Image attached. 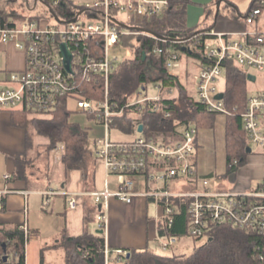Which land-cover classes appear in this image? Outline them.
Listing matches in <instances>:
<instances>
[{
	"label": "built area",
	"instance_id": "built-area-1",
	"mask_svg": "<svg viewBox=\"0 0 264 264\" xmlns=\"http://www.w3.org/2000/svg\"><path fill=\"white\" fill-rule=\"evenodd\" d=\"M57 2L53 0L52 5ZM169 6V0H96L81 9L72 8L76 12L72 19L57 20L53 26L39 27L37 22L29 21L14 27L0 19V43L13 41L25 55L24 69L11 72L10 85H0V110L51 115L62 102L66 104L70 100L77 110L93 116L103 126V136L96 139V155L104 165L106 178L103 190L90 193L100 205L97 221L102 231L106 230L108 199L115 197L131 203L138 194L135 191L138 176H143L147 184L176 178L191 183L195 179L191 159L196 151L197 128L193 123L186 124L180 139L169 144L151 138L131 142H116L110 138V129L125 109L142 110L148 106L156 111L158 105L153 102L172 98L174 93L173 88L168 87L161 94L149 96L143 89L123 105L113 100L111 83L117 71V58L110 57L109 49L119 45L122 35H132L138 42L152 39L154 46L149 53H143L146 58L148 54H165L167 69L178 65L183 48L194 50L197 55H192L191 60L195 65L190 62L195 66L193 99L208 112L238 116L247 142L261 148L264 165V0H253L251 8L240 17L243 27L239 30L218 31L211 27L168 39L142 28L143 19L162 18ZM83 13L86 17L82 19ZM61 43L70 51L71 71L64 67ZM170 43L176 48H169ZM234 66L246 73L245 102L241 111L237 105H227V72ZM249 74L253 80L247 79ZM248 85L254 88L248 90ZM219 93H222L221 98L216 97ZM170 113L166 111L165 116L169 117ZM156 162H163L161 168L149 171ZM237 162L233 160L234 164ZM107 177L115 179L114 190L109 188ZM206 184L203 180L201 188L176 191L164 184L150 187L144 194L158 202L159 219L168 224L173 222L179 205L185 204L187 235L192 238L207 239L212 225L218 224L259 233L263 239L260 260L264 263V176L259 187L243 192L211 189ZM78 196L75 192L67 194L68 209L76 208ZM159 241V247L167 250L177 241V236L162 237ZM115 254L125 255L127 251L119 249ZM108 263L105 250L103 264Z\"/></svg>",
	"mask_w": 264,
	"mask_h": 264
},
{
	"label": "crops",
	"instance_id": "crops-1",
	"mask_svg": "<svg viewBox=\"0 0 264 264\" xmlns=\"http://www.w3.org/2000/svg\"><path fill=\"white\" fill-rule=\"evenodd\" d=\"M13 1L14 0H0V10L2 8L8 10L9 4ZM34 1L37 2L38 0ZM68 1L71 8L75 7L77 10L78 8L81 9L93 3L85 4L82 2L86 0H79L81 4H85L79 5V3H73L72 0ZM87 1L91 2L92 0ZM218 1H220V8L222 5H225L229 8L230 13L221 18H218V14L215 15L214 13L215 18L213 26H215L218 31H234L241 29L243 23L240 17L246 14L251 8L253 0H189L185 12L186 26L191 28L194 32L198 30L199 27H197V25L194 26V23L198 20L197 14L195 13L197 8L201 7L204 11V9L206 10L212 7L215 8L216 11V3ZM8 22L11 23L10 20ZM16 23L17 26H19L23 22ZM183 51L185 50L183 49ZM184 59L187 60V57L181 55L178 65L172 68H178L179 62ZM143 61L146 64V68L150 65L153 67V64H151V56L149 59L145 56ZM188 65H191L190 62H188ZM24 66V52L17 48L13 41L0 43L1 86L10 85L9 78L11 72L21 71L24 69ZM167 70L170 74L179 78L188 92L186 84L180 79L178 73H172L170 69ZM151 75L155 77V72H151ZM150 84H153V87L158 90L156 95L161 94L168 87L173 88L174 93H172V97L178 95V90L172 85L171 80H154L140 86L133 95L127 98V101L134 99L136 93L140 90L144 89L147 94V87ZM69 101L65 104V107L66 110L72 113V111L69 110ZM153 103L158 105V102ZM14 111L19 110H0V199H3V203L0 204V206H3V209L0 210V224L6 226H21L23 231L24 228H26L27 232H24L25 264H65V253L63 249L58 246L61 237L63 235L69 237L79 236L84 230L104 237V251H107L108 261L115 257V251L119 249L128 251L131 249L147 248L154 251L150 247L152 246L151 244L159 247V240L162 238L159 237L157 229L160 221L159 215L161 213V208L154 198L147 197L144 192L149 190L150 187L156 188L164 184H167V188L171 191L187 187H202L197 183V159L195 151L191 159L194 166L195 179L191 183H186L183 179L176 178L168 182H151L147 184L143 176H138L135 185V191L138 194L133 197L131 203L123 202L115 197L108 199L106 230L99 233L98 230L100 229L98 228L97 216L101 209L100 205L95 202L90 193L103 190L106 172L102 161L96 155L97 145L93 152L88 151L85 147L81 156V168L67 169L60 161V154L63 149L62 143H57L60 144V153L58 157L53 156L50 151H48L49 144L45 145L41 150L38 146V150L31 151V148H33L31 147V138L30 141H28V132L26 129L12 123L11 113ZM138 111L137 108L131 107L125 109L123 113L118 116L115 126L111 129L124 130L128 137L125 140H114L110 136L113 141L131 142L138 138H151L154 140L152 136H146V131L150 129V126L148 123L139 122V118L142 114ZM76 112L85 113L79 110ZM30 114L38 117L43 116L34 113ZM86 115L91 116L88 114ZM91 117L94 118L93 116ZM139 125H142L141 131L138 130ZM185 125L186 124H182L178 128L179 138L174 139L172 137L168 139L169 143H174L180 139L182 128ZM77 128L80 129L79 127ZM83 132L86 137L87 132ZM155 133L156 132H153V134ZM163 139V136L158 135V138L154 141L165 143ZM195 143L196 148H198L197 139H195ZM41 151H44L42 155L40 154ZM249 153H251V148L246 155ZM246 155L244 163L246 162ZM16 158L21 159L22 164H24V175L22 177H16L15 175L17 167ZM163 162L151 164L149 171L159 170ZM6 175H9L8 179L5 178ZM110 178L111 177H107L109 188ZM262 180L263 178L259 179V181L240 192L256 189L262 184ZM113 188H116L114 178ZM215 189L225 190L221 188ZM71 192L78 193L79 196L77 198L76 208L70 210L67 208V194ZM86 218L88 219L86 220ZM185 237L190 236H177V241L179 242ZM177 241L168 249L175 248ZM174 251L172 255H183L180 250L174 249Z\"/></svg>",
	"mask_w": 264,
	"mask_h": 264
},
{
	"label": "trees",
	"instance_id": "trees-1",
	"mask_svg": "<svg viewBox=\"0 0 264 264\" xmlns=\"http://www.w3.org/2000/svg\"><path fill=\"white\" fill-rule=\"evenodd\" d=\"M46 4L57 20L72 19L76 12L71 8L68 0H41ZM189 0H169L170 6L164 17L143 19L141 26L145 30L168 39H176L192 35L194 31L186 26L185 12ZM2 22L11 21L10 26H17L16 22H23L24 16L15 9H1ZM134 41H136L134 43ZM121 42L131 47L132 56L119 63L117 71L112 75V96L123 105L127 98L143 84L154 80L169 81L178 90V95L172 98H163L158 101V109L150 111L148 106L139 110L142 116L139 122L148 123L150 129L146 136L156 140L163 136V141L169 143L172 137L179 138L178 128L182 124L193 122L198 127L210 126L215 113L208 112L205 107L190 96L179 78L168 72L165 67L166 55H150L151 64L145 67L143 52L149 53L154 46L152 39L137 41L132 35H122ZM170 47L176 48L170 43ZM182 56H196L194 50L181 51ZM149 56V54H148ZM147 56V57H148ZM150 56L148 58H150ZM155 72V77L151 75ZM157 77V78H156ZM227 105L238 106L243 109L245 102L246 73L238 67H231L227 72ZM163 83V82H162ZM138 111V109H137ZM138 111V112H139ZM170 111L166 117L165 112ZM30 112L21 110L11 113L12 123L22 126L28 132L30 141V127L37 133L49 139V149L63 144L60 161L65 168H81V156L85 150L86 137L82 130L70 122L71 113L66 110L62 102L51 115L38 117ZM153 132H156L153 134ZM247 137L241 130L238 116H226V172L232 173L245 161L247 153ZM196 146V143H195ZM237 159V164L233 160ZM16 177L24 175V164L16 158ZM3 199H0V204ZM3 206H0V210ZM88 218H86L87 220ZM159 237L187 235V213L185 204L179 205L171 223L159 221ZM25 235L21 226H6L0 224V264H25ZM65 253V264H103L104 237L88 230L75 237L63 235L58 243ZM263 252V239L255 231L240 229L230 224L212 225L209 237L204 243L194 249L188 256L159 254L145 249H131L125 255L115 254L109 264H264L260 260ZM6 256V259L5 257Z\"/></svg>",
	"mask_w": 264,
	"mask_h": 264
},
{
	"label": "rangeland",
	"instance_id": "rangeland-1",
	"mask_svg": "<svg viewBox=\"0 0 264 264\" xmlns=\"http://www.w3.org/2000/svg\"><path fill=\"white\" fill-rule=\"evenodd\" d=\"M73 3H79V5H85L86 3H92L85 1L81 4L79 0H72ZM9 9H15L19 11L22 16H24L23 23L29 21L38 22V26L42 27L44 25L51 26L57 23V19L49 10V7L38 0H14L9 4ZM75 9V7L73 8ZM220 13L217 17L221 18L230 13V10L225 5H222L220 8ZM197 14L198 20L194 23V26L197 25L199 29H205L213 26L214 22V13L215 8L203 9L201 7L197 8L195 12ZM86 14L83 13L80 15V18H85ZM122 18H125L122 16ZM136 21V20H135ZM133 25V24H132ZM132 25L129 24L131 27ZM215 30V26H213ZM134 39V37H133ZM136 41H134L135 43ZM109 55L112 59L117 58L115 66L118 68V65L121 61L126 60L132 56V50L129 44L120 43L118 46L109 49ZM192 56H188L187 60H182L179 62L178 68H170V72L178 73L180 79L186 84L190 96H194V82L193 74L195 73V65L192 62ZM188 62H191L193 65H188ZM254 88L253 85H248V90ZM158 92L157 89L153 87V84H150L147 87V95L154 96ZM69 110L72 111L70 115V122L75 124L81 130L86 131V149L88 151H94L96 144L95 139L101 137L104 133L103 127L98 123L95 118L87 116L85 113L76 112L77 108L73 101H69ZM30 138H31V151L40 150L49 144V139L45 136L40 135L33 128L30 127ZM225 133H226V116L222 113H216L212 121V125L198 127L195 139H197L198 148H196V170H197V183L202 186V181L207 182L206 186L215 189L221 188L228 191H242L245 188L253 185L255 182L262 179L264 176V165L263 158L261 154V148L256 146L253 143H248V147L251 148V153L246 155V162L238 167V169L232 173L226 172V142H225ZM110 136L114 140H125L128 135L121 129H111ZM43 144V145H42ZM49 146V145H48ZM49 148V147H48ZM50 153L58 157L60 153V144H57L56 148L48 149ZM44 151H41V155ZM252 174V175H251ZM110 189L113 188V178L109 179ZM238 183V184H237ZM206 241L205 238L201 239H192L191 237H185L183 240L175 244V248L162 250L158 246L151 244V249L158 253H165L172 255L176 250H180L183 256H188L191 254L196 247L201 245ZM195 247V248H193Z\"/></svg>",
	"mask_w": 264,
	"mask_h": 264
},
{
	"label": "water",
	"instance_id": "water-1",
	"mask_svg": "<svg viewBox=\"0 0 264 264\" xmlns=\"http://www.w3.org/2000/svg\"><path fill=\"white\" fill-rule=\"evenodd\" d=\"M219 8H220V1H218L216 3V11H215V15H217L219 13ZM51 11V9H49ZM52 12V11H51ZM80 13V11H79ZM56 18V17H55ZM184 49V48H183ZM60 50H61V54L63 56V63H64V67L67 71H71V54L70 51L68 50L67 46L65 43H61L60 44ZM188 52H190L189 50H187ZM145 59V54L143 53V60ZM247 79L253 80L254 77L252 75H247ZM217 98H221L222 97V93H219L216 95ZM138 130L141 131L142 130V125L138 126ZM250 151V148L247 147V152ZM99 233L102 232V230H98ZM6 259V256H4Z\"/></svg>",
	"mask_w": 264,
	"mask_h": 264
}]
</instances>
